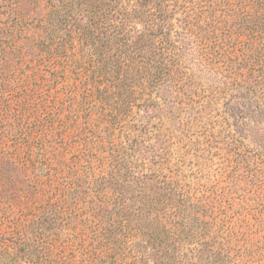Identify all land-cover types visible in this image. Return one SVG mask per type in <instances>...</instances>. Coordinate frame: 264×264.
<instances>
[{"label": "trees", "instance_id": "1", "mask_svg": "<svg viewBox=\"0 0 264 264\" xmlns=\"http://www.w3.org/2000/svg\"><path fill=\"white\" fill-rule=\"evenodd\" d=\"M20 1L0 0V14L16 20ZM226 1L26 0L44 13L37 24L40 61L55 64V76L75 71L86 107L100 109L104 129L122 132L134 107L145 119L152 111L178 119L184 88L207 73L225 110L241 121L252 107L264 114V0ZM73 40L86 50L80 73L66 53ZM2 117L0 170L1 162L11 164L17 197L39 194L41 202H31L26 224L0 216V227L13 224L0 231V264H234L227 230L205 218L200 200L164 172L160 141H148L146 123L136 120L133 136L112 146L107 174L87 185L76 208L71 183L60 191L49 167L44 178L34 172L42 153L31 138L36 123L23 131ZM4 182L0 171V192ZM75 218H83L87 238Z\"/></svg>", "mask_w": 264, "mask_h": 264}, {"label": "rangeland", "instance_id": "2", "mask_svg": "<svg viewBox=\"0 0 264 264\" xmlns=\"http://www.w3.org/2000/svg\"><path fill=\"white\" fill-rule=\"evenodd\" d=\"M218 1L223 5L226 0ZM43 15L40 6L33 7L26 0L19 2L16 20L0 14V104L6 106L0 112L5 125L23 131L25 124L36 123L31 138L42 152L33 170L37 176L46 177L49 167L51 184L63 191V184L71 183L79 196L73 206H82L86 197L82 191L89 192L87 185L107 174L112 146L133 136L130 126L140 120L148 125V141H160L168 168L164 172L173 173L183 190L200 200L205 218L214 217L227 230L234 264H264V114L260 109L252 107L241 121L238 112L225 110V99L212 87V75L207 73L205 79L192 78L198 86L184 88L187 96L178 119L161 111H152L151 118L145 119L134 107V119L124 123V132L104 129L100 109L86 107L75 71L69 67L55 76V64L40 61L44 54L37 24ZM72 43L66 53L74 61L73 69L81 72L86 50L76 40ZM1 163L5 186L0 192V216L26 224L25 218H31L28 211L34 209L31 202L39 194L20 200V185L11 181L18 170ZM81 222L83 218H75L74 225L87 238ZM9 225L13 224L6 221L0 231L10 230Z\"/></svg>", "mask_w": 264, "mask_h": 264}]
</instances>
